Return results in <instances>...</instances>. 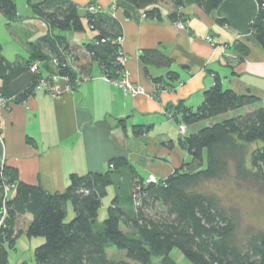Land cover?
Returning <instances> with one entry per match:
<instances>
[{
	"label": "trees",
	"instance_id": "16d2710c",
	"mask_svg": "<svg viewBox=\"0 0 264 264\" xmlns=\"http://www.w3.org/2000/svg\"><path fill=\"white\" fill-rule=\"evenodd\" d=\"M127 1L144 10L148 17H162L165 0ZM168 1L174 22L186 20L180 10L191 3L201 6L207 14L222 4V0ZM31 7L50 30L32 43L31 57L26 63L30 81L15 92L0 89L3 96L25 101L42 77L55 73L68 76L69 85L76 88L90 77L94 62L107 78L120 76L123 65L118 56L122 47L115 39L122 34L116 18L102 11H87L83 16L73 0H45L31 3ZM0 11L9 24L22 18L15 0H0ZM257 11L250 30L264 47V0H258ZM88 29L97 35L81 51V46L70 42L67 33ZM237 43L246 51L247 46ZM1 51L0 45V72L4 78L9 67ZM141 60L157 67L173 64L159 48L146 49ZM37 62L39 69L33 72L31 65ZM169 71L168 82L161 77L154 78V82L170 88L180 73ZM215 79L196 108L180 104L182 123L188 126L209 122L193 133L183 134L181 146L193 159L163 180H145L131 162L118 157L110 160L107 171L72 174L64 191L51 193L40 185L20 180L15 169L3 167L0 264H11L8 250L16 246L23 233L45 239L35 248L37 264H155L156 259L163 264H176L172 255L175 249L193 264H264V232L251 234L240 244L235 214L210 187L212 181L229 174L238 186L264 187V106L251 94L223 88L219 75ZM5 185H13L7 195ZM109 185L115 186L116 196L109 205L107 218L98 223ZM69 202L75 215L68 221ZM26 214L32 216L28 223ZM111 247L126 250L127 259L111 258Z\"/></svg>",
	"mask_w": 264,
	"mask_h": 264
},
{
	"label": "crops",
	"instance_id": "0c3cea01",
	"mask_svg": "<svg viewBox=\"0 0 264 264\" xmlns=\"http://www.w3.org/2000/svg\"><path fill=\"white\" fill-rule=\"evenodd\" d=\"M15 1L21 19L9 24L0 11L1 53L9 67L6 77L0 72V89L7 92H15L30 81L26 63L32 43L50 30L31 7V3L45 0H24L22 8L19 0ZM73 1L83 16L89 2H94L105 15L119 21L122 51L127 55L124 70L144 93H125L94 62L90 77L76 88L60 80L59 95L41 89L25 101L1 105L0 167L15 169L20 180L51 193L64 191L72 174L103 173L110 160L118 157H125L147 181L167 178L193 159L181 146L180 104L192 109L200 105L216 75L223 88L251 94L264 106V47L250 30L258 0H222L211 14L191 3L180 10L188 23L185 30L178 29L171 19L168 0L161 8L162 17L156 18L146 16L127 0ZM96 35L89 29L67 33L81 51ZM208 36H213L212 44ZM237 42L247 46L246 51ZM157 48L173 60L171 66L144 64L143 52ZM169 70L178 71L179 79L170 88L158 86L154 78L168 82ZM201 127L200 123L188 125L185 135ZM111 187L114 191L109 205L116 196L114 185L107 188V196ZM31 219L30 214L25 215L26 223ZM183 258V264H193Z\"/></svg>",
	"mask_w": 264,
	"mask_h": 264
},
{
	"label": "rangeland",
	"instance_id": "374dc122",
	"mask_svg": "<svg viewBox=\"0 0 264 264\" xmlns=\"http://www.w3.org/2000/svg\"><path fill=\"white\" fill-rule=\"evenodd\" d=\"M24 0H19L20 8L23 7ZM205 126V122H199ZM255 144L251 145V149ZM210 187L218 192L228 209L235 214L237 222V240L240 244L244 242L247 236L256 232H264V187L255 184H241L238 186L231 174L219 181H212ZM114 188L111 187L108 196L102 200V205L98 214V223H103L107 218L108 206L113 197ZM68 214L66 219H73L75 212L74 207L68 203ZM45 239L40 236L29 238L26 235L19 236L16 240V246L9 248V259L11 264L24 263L37 264L35 248L43 244ZM109 256L115 259H127L126 250H120L111 247ZM176 264H183L185 259L177 249L172 251ZM134 264H138L134 262ZM155 264H163L160 259H156Z\"/></svg>",
	"mask_w": 264,
	"mask_h": 264
},
{
	"label": "built area",
	"instance_id": "2783aa9c",
	"mask_svg": "<svg viewBox=\"0 0 264 264\" xmlns=\"http://www.w3.org/2000/svg\"><path fill=\"white\" fill-rule=\"evenodd\" d=\"M87 8H88V11L93 13V14H98V13H101V11H102V8L101 7L99 8L96 3H89ZM174 23L178 29L185 30L188 28L187 20L178 19ZM102 40L105 41L104 38H102ZM115 40L122 47V43L124 41L123 36H118ZM207 40L212 44L213 43V36H208ZM119 51H120V54L118 56V61L122 63L123 69L120 71V73H121L120 76L114 79V82H117L118 84H120L125 93H131L134 95H137V93H144V89L141 85L134 84L128 79L127 72L124 70V65H125V62L127 59V55L124 53V51H122V48H120ZM55 63H57L56 60H55ZM39 66L40 65H38V62L33 63L31 65V70L33 72H37V70L39 69ZM60 80L66 81L67 85L70 86L69 85L70 78L68 76H63L60 74L58 75L57 73H55V74H49L47 77H42L38 81V84L35 86V88H36L35 91L44 89L46 91H51L55 95H59L60 92L62 91V86L59 83ZM70 87H72V86H70ZM11 100H12L11 98L3 96L1 91H0V106L6 105ZM187 127L188 126L185 123L180 124V133L182 135L185 134ZM0 130H1V122H0ZM3 167L4 166L0 167V176L3 175ZM11 187H13V185H5L4 188L6 190V195L10 192Z\"/></svg>",
	"mask_w": 264,
	"mask_h": 264
}]
</instances>
